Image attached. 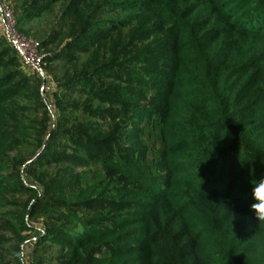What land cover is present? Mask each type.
<instances>
[{"label": "trees", "instance_id": "trees-1", "mask_svg": "<svg viewBox=\"0 0 264 264\" xmlns=\"http://www.w3.org/2000/svg\"><path fill=\"white\" fill-rule=\"evenodd\" d=\"M58 1L33 0V7L40 14ZM108 6L150 14L165 37V63L147 71L142 59L116 58L112 69L87 70L88 32H114L129 26L131 15L86 22L85 33L42 58L43 66L62 61L69 68L55 78V92L66 99L53 97L56 113L50 101V141L27 167L66 165L51 151L59 146L83 171L64 177L57 191L70 195L34 243L66 247L56 264H264V222L250 210L252 184L264 179V0H113ZM3 43L10 47L0 35ZM49 44L44 39L38 50ZM2 52L0 194L30 197L27 217L3 215L21 240L33 229L29 221L51 206L25 171L22 184L11 175L5 158L14 137L4 126L6 95L25 82L15 84L20 75L1 70ZM113 70L128 74L123 80L136 89L133 97L118 99L99 82ZM87 122L90 132L67 130ZM117 122L127 125L120 141L102 131ZM42 248L32 247L30 264H44Z\"/></svg>", "mask_w": 264, "mask_h": 264}, {"label": "rangeland", "instance_id": "rangeland-1", "mask_svg": "<svg viewBox=\"0 0 264 264\" xmlns=\"http://www.w3.org/2000/svg\"><path fill=\"white\" fill-rule=\"evenodd\" d=\"M110 1L113 0H59L49 11L40 14H37L39 12L33 7V0H0V8L2 5L6 6L12 13L16 21L15 30L19 36L36 45L44 39H51L52 44L38 50L42 58L59 53L67 41L78 33H85L83 27L86 22L131 15L134 16L133 22L124 28L115 29L114 32L103 30L88 32V35H92L88 36V41L92 42L93 48H90L91 50L85 57L87 70L93 72L97 68L104 67L112 69L119 63L131 64L129 61L137 58L142 59L147 71L155 70L163 62L165 63V37L159 32L154 18L138 9H130L121 13L108 6ZM2 25L3 19L0 14V29ZM88 41L85 44L79 43L78 46L86 47ZM3 50L1 70L5 73L20 75V79L16 80L15 84L19 81L25 82L22 90L6 95L4 126L13 131L14 137L6 146L5 158L11 168V175L18 176V182L22 184V171H25L26 176H29L33 185L37 187L38 194L44 197L51 208L40 211L29 221L33 229L29 233H23V238L20 240L8 229L3 215L14 214L23 218L27 217L30 197L28 194L1 193L0 259L10 264H30L32 247H44L41 251V257L44 258L43 263L56 264V261L62 259L68 251L67 248L57 245L37 246L33 239L37 233L48 229L51 223L47 221L51 217L59 219V216L53 213V209L62 207L71 192L70 190L57 191L65 183L64 177L79 174L83 170L74 166V160L71 157H65L59 146L53 147L51 151L61 153L59 158L66 165L51 168L42 166L38 170H30L27 163L35 158L37 153L45 150L47 147L45 145L50 141L49 138L46 139L50 125L47 119L52 110L50 101L51 103L54 101L53 97L64 98L55 92V78L61 77L60 72L63 74L69 72V68L62 65V61L50 65L45 64L43 68L48 79L43 82L30 67L20 60L11 47L3 43L0 45V53ZM116 58L121 61L118 63ZM53 66H58V70L49 72ZM115 71L110 72L107 79L99 78V82L108 85L112 95L118 99L133 97L136 89L123 80L128 74ZM5 90L6 88L0 89V95ZM116 97L114 99L118 100ZM77 101L79 105L84 103L80 99ZM51 106L56 113L53 103ZM80 127L82 131L90 132L93 124L92 122L81 126L71 124L68 125L67 130L80 131ZM126 127L127 125L117 122L110 126L102 125V131L115 141H120L121 132ZM91 151L94 157L100 155L96 150ZM41 159L44 158L38 156L40 162Z\"/></svg>", "mask_w": 264, "mask_h": 264}, {"label": "built area", "instance_id": "built-area-1", "mask_svg": "<svg viewBox=\"0 0 264 264\" xmlns=\"http://www.w3.org/2000/svg\"><path fill=\"white\" fill-rule=\"evenodd\" d=\"M0 14L3 19V25L0 29L1 37L17 53L20 60L27 67H30L39 77L46 80L42 57L38 54L37 45L17 34L15 30L16 21L6 6H1Z\"/></svg>", "mask_w": 264, "mask_h": 264}, {"label": "clouds", "instance_id": "clouds-1", "mask_svg": "<svg viewBox=\"0 0 264 264\" xmlns=\"http://www.w3.org/2000/svg\"><path fill=\"white\" fill-rule=\"evenodd\" d=\"M250 210L258 222H264V179L252 184Z\"/></svg>", "mask_w": 264, "mask_h": 264}]
</instances>
